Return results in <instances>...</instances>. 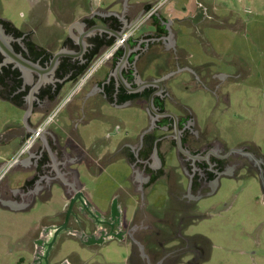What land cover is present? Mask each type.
Instances as JSON below:
<instances>
[{"label": "rangeland", "instance_id": "obj_1", "mask_svg": "<svg viewBox=\"0 0 264 264\" xmlns=\"http://www.w3.org/2000/svg\"><path fill=\"white\" fill-rule=\"evenodd\" d=\"M35 1L0 0V18L15 27H23L29 21ZM94 1L101 8L120 9V0ZM174 1L179 8L188 3V0ZM81 2L60 0L59 3L67 7L62 15L80 11ZM208 2L216 7L219 15L228 18L230 25L226 23L227 26L222 27L220 21L213 20L205 23L200 31L176 25L177 44L188 55V68L184 67L180 74L176 71L166 76L168 80L175 78L171 91L174 100L168 103V110L175 117H194L200 137L195 140L188 133L185 137L202 149L227 152L246 147L264 156V0ZM59 8L55 0H41L36 9L58 11ZM48 17L49 24L54 25L55 15L49 13ZM105 72L104 66L97 71L99 75ZM166 86L171 89L168 82ZM88 102L91 104L90 100ZM67 112L62 113L61 122L73 127ZM76 117L72 131L77 132L85 151L96 154L101 162L95 174L77 164L80 180L94 206L106 211L115 196L121 195L128 218L140 210L150 212V222L162 216L166 228L164 245L169 254L156 264H264V189L255 176L256 170H251V174L241 170L236 175H222L199 196L195 192L197 182L194 179L187 182L185 175L180 177L183 175L180 170L173 174L179 176L177 185L170 188L168 181L171 180L163 178L148 186L143 181L149 168L145 171L139 163L140 177L138 174L133 177L134 167L128 157L130 150L123 149L136 144L133 150L138 152L137 142L149 128L150 115L145 108L103 100ZM71 139L78 140L73 133ZM172 145L176 146L174 140L167 144L160 141L149 154L154 170L156 160L164 157L166 149L165 170L176 165ZM182 150L181 147L179 154L184 159ZM131 158L134 160L133 156ZM143 187L146 189H138ZM61 193L62 189L53 186L52 198L38 201L24 216L0 214V264H27L18 241L24 231L37 225L42 217L56 213L54 207L61 202ZM142 217L140 214L139 220ZM180 234L181 238H175ZM198 237L205 238L208 243H200L202 251L191 252L187 239H196L194 244L198 245ZM135 257L139 259L137 251L134 256L128 244L118 241L94 247L63 236L51 263L136 264Z\"/></svg>", "mask_w": 264, "mask_h": 264}, {"label": "flooded vegetation", "instance_id": "obj_2", "mask_svg": "<svg viewBox=\"0 0 264 264\" xmlns=\"http://www.w3.org/2000/svg\"><path fill=\"white\" fill-rule=\"evenodd\" d=\"M82 20L85 21L86 31L88 32V36L85 38L88 45L85 43L87 51L83 56L84 61L79 58L73 60L68 56H63L59 59L53 75L47 74V76H44V70L52 69L54 57L57 53L66 52L64 49L70 48L73 45L79 51L82 41L80 39L72 40L70 36L66 35L63 38L47 39L44 41L46 44L41 45L35 41V37H39L44 31L41 30L40 26L32 28L29 26L26 30L20 31L9 22L0 18V24L3 26L5 33L12 39L11 45L15 53L36 68L30 69L22 65L20 66L15 62L8 63L9 65L6 67L4 62L7 57L0 51V78L6 80L4 83L7 82L9 84L10 82L15 84L17 94H23V96L34 94L36 97L34 109L44 111L49 108H55L70 93L79 77L86 71L85 68L91 64L93 60H90V58L94 52L103 47L108 48L114 43V35L99 30H92L97 24H105L116 32H119L124 27V24L119 22L115 17L102 20L101 14H90ZM160 32V30H157L156 34L148 35L146 38L148 41L143 43L144 48L133 51L125 64H123L125 48L123 47L115 53L111 60L103 65L110 72V75L108 74L109 80L105 83L103 90L99 91V94L89 99L91 104H89V100L84 103V108H87L86 106H91V108L92 106L96 107L103 100H108L117 105L137 104L149 112V128L143 132V137L137 142L138 152L135 153L133 150V146L136 144H132L130 147H122L123 149L127 148L130 150L128 157L134 167L133 177L137 174L139 175L140 171L137 170L139 163L143 165L145 171L149 168V172L146 174L147 178L143 181L148 186L152 182L163 178L171 180L168 181L170 188L174 184L177 185L180 181L179 176L174 177L173 175L177 170L182 171L183 175L180 177H184L185 175L187 182L190 180L191 183L193 179L194 182H197L198 188L195 189V192L198 193V196L207 187L215 185L220 176L227 174L236 175L241 170H245L247 173H250L251 170H256L257 175L255 176L261 181V174L264 176V156L259 151L254 150L260 154L254 153L246 147L237 148L242 149V152L232 151L231 149H228L227 152L218 149L205 150L198 147L197 143L193 144L186 140L185 133L198 140L201 132L199 128L197 129L193 116L188 115L187 118L175 117L168 110V103L174 100L171 91L172 81L175 78L168 80L166 76L171 74V72L178 71L181 67L178 64L182 65V63L178 54L166 49L161 39L163 33ZM137 34L138 31L135 33L136 36L134 35L128 43H135ZM13 66L16 67L12 68ZM147 67L150 68L149 71H152L147 79V82H151V85L143 87L142 80ZM97 74L96 72L89 83L78 92L61 112L56 122L50 127V131L52 127L61 121L62 113L68 111L69 106L77 105L78 108H82V103L77 96L87 90ZM31 75H33L32 84L28 83ZM48 77H53L50 82L47 81ZM44 78L46 79L44 80ZM167 82L170 84V90L167 89ZM4 83H0V92L5 89ZM25 102L29 104L27 100ZM86 111L82 108L79 110V114H84ZM157 132H161V134L154 135ZM172 135L175 136L174 139L171 138ZM170 140L176 142V146L172 145L170 147L174 150L176 165H172L165 170L166 163L164 157L167 154L166 149L163 153L164 157L156 160V169L154 170V167L150 166L152 157L150 156L149 158V154L155 151L160 141H164L167 144ZM38 143L39 141L31 151L35 150ZM49 145L53 157L57 161L60 160L64 163L63 171L73 191L66 212L62 215V221H56L48 228L61 229L66 225V229L69 230L68 232H74L82 238L85 244L94 247L113 241H122V243L128 244L133 249L134 256L136 251L138 252L139 259L135 257L136 264H156L169 254L167 253V247L164 245L166 228L163 224L162 216L155 222H150L148 219L150 212L140 210L133 213L131 218H128L127 207L121 195L115 196L112 204L106 211H100L93 206L86 187L80 180L77 164H83L88 172L92 174V168L97 169L96 173L100 170L101 162L94 163V154L87 153L79 139L76 142L72 140L69 130L58 133L52 132ZM181 147L184 159L179 154ZM48 155L49 152L47 150L43 151L42 157L44 159ZM132 156L134 160L131 158ZM189 163H191L190 166H188ZM189 167L191 168L190 172L188 171ZM53 173L56 175V171H53ZM54 181L58 182L59 179L54 178L50 187L54 186ZM138 189L145 190L146 187ZM140 214L143 217L139 220ZM70 237L74 238L76 236L71 235ZM181 237L180 234L179 237L175 238Z\"/></svg>", "mask_w": 264, "mask_h": 264}, {"label": "crops", "instance_id": "obj_3", "mask_svg": "<svg viewBox=\"0 0 264 264\" xmlns=\"http://www.w3.org/2000/svg\"><path fill=\"white\" fill-rule=\"evenodd\" d=\"M59 1L60 0H55V2L60 6L58 11L53 9L42 11L36 9L37 4L41 3V0H36L33 3L34 7L29 21H27L26 25L23 27L16 28L23 31L29 28V26L30 28L40 26L41 30L44 31L39 35V37H35V41L41 45H45L46 43L44 41L47 39L53 40L54 38H63V36L66 35L70 36L72 40L80 39L86 52L88 44L86 43L85 38L88 36V32L86 31V23L82 20L85 16H89L90 14H101L104 16L117 14L120 16V19L125 21L127 26H131L132 24L134 25L145 12H147L160 0H120L118 2L120 7L118 11H113L110 8H101V6L94 0H82L81 3L83 4H80V11H68L64 15L62 14L66 11L65 9L67 7L64 8ZM49 13L54 14L56 17L54 25L49 24ZM111 17L114 16L112 15L110 18ZM227 19L228 18L226 16L219 15L216 12V7L212 6L208 0H188L186 6L182 8H179L176 2L171 0L162 11L156 14L155 17L149 20L147 24L138 30L137 37L134 41L135 43L131 42L129 43V46L132 47L134 51L139 48H144L143 43L148 41V39H146L147 36L156 34L157 30H160L163 33L161 39L163 40V44L166 46V49L179 55L182 63V65L178 64L179 67L181 66L178 70L180 74L181 72H184V66L188 68V55H186L184 49L180 48L177 44L178 31L176 30V25H187L195 28L197 31H200V28L205 23H211L213 20L220 21V26L225 27L227 26L226 23L228 24ZM4 21L13 25L8 20ZM85 43L87 45H85ZM106 49L107 47H103L94 52L90 60H94ZM64 50L67 54H69L67 56L73 60L79 58L84 61V53L82 56L76 55L81 51V49L78 51L76 46L73 45L70 48H65ZM8 63H10V61H5L4 65L8 67ZM14 67L16 66H13L12 68ZM149 69L150 68L147 67V71L143 78L144 82L142 80V83L148 81L147 79L152 72L149 71ZM109 73L110 72L106 68V72L104 74H97L93 79V83L89 85L87 90L77 96V98L81 101L82 108L84 110H89L91 108V106H86L87 108H84L85 106L83 105L87 100L93 98L96 94H99V91L103 90L105 83L109 80ZM52 78L48 77L47 81L50 82ZM5 81V79L2 80L0 78V83H4ZM28 83H33V75L30 76V81H28ZM4 86L5 89L0 92V134L4 135L1 138L2 141H0V174L4 170L6 162L19 149L24 139L31 134L28 133L23 140L18 137V135L20 136V134L23 133V118L26 114V109L30 110L28 120L29 125L32 124L37 127L54 108H49L44 111L34 109V100L36 99L34 94H27L26 96H23V94H17L16 85L10 82L9 84L7 82L4 83ZM25 100H27L29 104H27ZM81 109L78 108L77 105H72L68 108V116L72 119L74 125L76 124V116L80 115L79 110ZM36 127L34 128L36 129ZM73 127L70 123H62L60 121L56 126L51 128V131L48 130L45 134H43L39 143L36 145L35 150L23 156L10 170V172L0 181V214L20 217L29 212L38 201L44 202L50 200L52 198L53 190V187H50V185L54 178L59 179L58 182H53L54 187L57 186L62 189L60 198L61 202L54 207L56 213L42 217L37 225L24 231V235H21L22 237L18 241L19 245L22 247V251L25 253L26 259L24 261L27 262V264H31L33 255L40 247L46 231L49 229L48 227L56 221L60 222L62 219V215L66 212L69 199L72 195L73 190L70 188L69 180L63 171L64 163L60 160L57 161L56 158L53 157L49 142L52 132L58 133L68 130L71 135L73 133V135L79 139L77 132L72 131ZM30 130H33L32 127H30ZM45 150L49 152V155L44 159L42 154ZM95 155L96 154H94L93 161L97 164L99 159ZM81 165L84 169H86L83 164ZM92 169V173L95 174L97 169ZM53 171H56V175ZM63 206L64 209H62ZM74 238L79 240L82 244L87 245L80 238ZM120 243H122V241Z\"/></svg>", "mask_w": 264, "mask_h": 264}, {"label": "built area", "instance_id": "obj_4", "mask_svg": "<svg viewBox=\"0 0 264 264\" xmlns=\"http://www.w3.org/2000/svg\"><path fill=\"white\" fill-rule=\"evenodd\" d=\"M171 0H160L152 6L131 28L124 32L121 38L117 39L102 54L98 55L88 66L86 71L79 77L70 93L45 117V119L36 127L35 131L29 134L14 153L6 162L4 170L0 174V181L10 172V170L27 155L34 145L41 139L50 127L56 122L61 112L68 106L78 92L89 83L95 73L105 65L115 53L120 51L127 44L135 33L141 29L154 15L162 11Z\"/></svg>", "mask_w": 264, "mask_h": 264}, {"label": "water", "instance_id": "obj_5", "mask_svg": "<svg viewBox=\"0 0 264 264\" xmlns=\"http://www.w3.org/2000/svg\"><path fill=\"white\" fill-rule=\"evenodd\" d=\"M119 22H121L122 24H124V27L119 31L116 32L115 30H113L112 28L108 27L105 24H97L95 28H93L92 30H99L101 32H105L108 34H112L114 35V40L113 42H115L117 39L121 38L122 35L124 34L125 31H127L129 28L132 27L131 26H127L125 24V21H123L122 19H120V16H118L117 14H112ZM112 15H108V16H104L101 15L102 20H105L107 18H110V16ZM92 32V31H90ZM93 33V32H92ZM11 37H9L6 33L5 30L3 28V26L0 24V51H2L7 59L6 61H10V62H15L18 65H22L24 67L30 68V69H36L32 64H30L29 62H27L26 60H24L23 58H21L19 55H17L11 45ZM81 51L79 54H76L77 56H82L83 53H85V49H84V45L81 44ZM125 48V57H124V62L123 64L127 63L129 56L131 55V53H133V49L129 46V43L125 44L124 46ZM69 54H67V52H59L55 55L54 57V62L52 65V69L47 70V71H43V75L47 76V74H51L53 75L54 69L55 67H57L58 63H59V59L63 56H67ZM172 74H170L171 76ZM168 77V76H167ZM166 77V78H167ZM46 78H44L45 80ZM160 80V79H159ZM45 82V81H44ZM151 85V82H145L143 83V87L145 86H149ZM135 91H139V90H135ZM25 116L23 118V128H22V134H20V136L18 135V137H20L22 140L26 137V135L28 133H33L35 130L34 125L28 123L29 120V114H30V110L26 109L25 111ZM30 127H32L33 130H30ZM2 136L0 134V141ZM232 151H236V152H242V149H232ZM246 153V152H245ZM248 154V153H247ZM261 181H262V185H263V189H264V176L261 174L260 176ZM66 229V225L65 227H62L61 229L59 228H52L50 227L47 231L46 234L40 244V247L37 249V251L34 253L33 255V261L31 264H51V259L53 257L54 254V249L56 244L59 243V241L61 240V238L66 234V235H75L76 237L80 238L82 240V238L80 236H77L74 232H68L69 230ZM83 241V240H82ZM63 264H69L68 261L64 262Z\"/></svg>", "mask_w": 264, "mask_h": 264}, {"label": "trees", "instance_id": "obj_6", "mask_svg": "<svg viewBox=\"0 0 264 264\" xmlns=\"http://www.w3.org/2000/svg\"><path fill=\"white\" fill-rule=\"evenodd\" d=\"M187 239V238H186ZM199 239V244L200 243H208L207 242V240L205 239V238H203V237H198L197 238V240ZM188 240V244H190L189 246V250L191 251V252H194V253H197V252H200V251H202L203 250V245H195L194 243H195V241H196V239H193V238H188L187 239ZM183 251H185V250H187V249H182Z\"/></svg>", "mask_w": 264, "mask_h": 264}]
</instances>
